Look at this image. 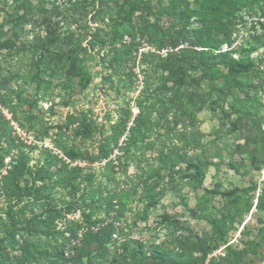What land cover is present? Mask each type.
<instances>
[{
  "label": "trees",
  "instance_id": "1",
  "mask_svg": "<svg viewBox=\"0 0 264 264\" xmlns=\"http://www.w3.org/2000/svg\"><path fill=\"white\" fill-rule=\"evenodd\" d=\"M0 2L16 4V9L0 22V48H10L14 44L3 37L7 25L12 23L14 28L21 27L35 8L48 13L42 17V22L47 23L45 34L36 33L32 40L16 49L17 54L28 53L30 56L26 74L29 77L40 79L42 74L55 76L63 73L71 80L80 78L84 82L87 73L83 52L97 45L100 49L108 47V52L113 53L111 60L108 59L110 77L117 75L119 83L122 81L127 89L132 88V83L127 84L123 78V74L128 75L124 62L133 64L130 77L135 74L136 62L143 76L135 97L137 113L132 110L131 98L126 99V94L121 93V84L113 85L114 90L125 96L126 106H122L108 132L105 125L93 116L91 108L69 113L62 124L48 126L39 120L32 108L23 112L20 118L8 100L10 96L1 98L2 106L11 117L0 108V198L3 197L6 203V231L0 235V264H44L49 261L48 250L35 242L20 244L18 231L29 229V223L41 224L48 230L63 214L72 213L76 208L69 202L64 212L46 202L39 216L33 214L26 219L25 209L34 199L37 184L49 181L55 187L69 189V194L74 197L82 183L94 185V172H85L86 167L80 162L94 163L104 159L107 160L104 168L109 179L111 171H117V167L126 174L134 165L141 173L159 178L158 183L166 175L174 177L178 174L190 189H204L202 194H197L195 207L189 211L205 221L207 229L199 233L182 227L185 230L169 241L150 244L123 237L121 232L115 240V252L109 262H96L91 256V246L94 245L99 253L107 251L112 235L118 229L115 220L120 218L127 202L124 192L109 193L103 196L106 211L111 213L117 209L118 213L96 232L84 233L85 246L74 264H206L207 261L208 264H257L259 258L264 257L260 250L264 245V194L259 196L255 205L262 214V225L246 223V229H253L249 234L243 230L247 238H241L239 244L226 246L223 255H212L229 241L235 224L242 222L254 202L253 198H247L235 189L222 191L218 185L212 190L203 187L211 162L204 155V134L198 117L205 108L224 107L221 102L230 97L228 116L234 113L238 121H250L257 127L264 154L261 97L250 99L248 92L250 89L256 92L264 89V70L260 68L263 60L253 57L254 52L264 47V32L251 36L247 46L241 45L240 57H235L232 50L221 49L223 43H232L234 21L243 12L256 16L258 20L252 22L253 27L259 25V11L264 15V0H64L69 4L75 22L80 19L85 21V26L96 24L91 28L87 46H83L74 32L61 33L59 22L51 20L54 12L60 13L59 6L48 11L42 0H38L37 7L33 0ZM195 22L201 27L194 26ZM240 93H245V97L241 98ZM17 97L21 103L26 101L22 92H18ZM12 121L24 131L33 132L35 140L50 138L59 153L45 147L43 162L32 164V152L38 144L23 137ZM98 135L102 139L95 155L89 154L78 143ZM153 135L157 138L152 142ZM116 149L119 154L113 159L111 155ZM148 150L154 151L156 163L147 156ZM235 150L246 152L245 144H237ZM8 158L9 164L6 162ZM55 158L57 161L54 162ZM249 159L254 168L261 169L262 160L258 163L254 152L249 153ZM74 162L77 163L73 165ZM164 193V189L156 195L152 193L146 209L155 205L156 199ZM216 195L225 199L224 205H210ZM84 214L91 223L92 214L85 211ZM163 218L167 221L171 216L164 214ZM16 245L17 251L11 253L8 248Z\"/></svg>",
  "mask_w": 264,
  "mask_h": 264
},
{
  "label": "rangeland",
  "instance_id": "2",
  "mask_svg": "<svg viewBox=\"0 0 264 264\" xmlns=\"http://www.w3.org/2000/svg\"><path fill=\"white\" fill-rule=\"evenodd\" d=\"M42 1L48 11L56 6L60 7V13L54 12L51 20L59 22L61 33L72 31L78 39L82 40L83 46L89 44L92 35L91 28L96 24L90 23L89 26H85V21L80 19L75 22L72 19L75 17L72 15L69 4L64 0ZM37 2L38 0H33L35 6ZM15 6L16 4L13 2H9L7 5L0 2V7H2L0 8V22L6 20L7 16L16 9ZM45 14L48 13L45 11L41 13L38 8H35L34 13L28 16L21 27L14 28L11 23L4 29V39H10L14 44L10 48H0V108L3 109V112L9 118L11 117L8 110L1 104V98L10 96L8 100H11V104L17 109L20 118L23 116V112L32 108L31 110L42 123L51 126L65 122L69 113L91 108L93 116L98 122L105 125V130L108 132L110 125L119 117L120 109L125 105V96L113 88V85L121 84V93L126 94V99L131 98L132 110L137 113L135 97L141 88L143 78L138 62L135 64V74L132 77L129 76L132 62L123 63L126 65L125 70L128 73V75L123 74V78L126 79L127 84L132 83V88L127 89V86L122 85V81L119 83L117 75L114 74L112 78L110 77L111 70L108 63L113 53L108 52V47L100 49L97 45L96 48L83 52V65L87 73L84 82H81L80 78L71 80L63 73L55 76H50L49 73L42 74L40 79H34L26 75L31 63L30 56L28 53L19 55L16 53V49L22 43L32 40L36 33L45 34L47 23L42 22V17ZM255 20H258L255 15L245 12L238 16L232 28V43L230 45L223 43L221 49L232 50L235 57H240L242 54L241 45L247 46L251 36L257 32L259 34L264 32V15L261 11H259V25L253 27L252 22ZM194 26L200 28L201 24L195 22ZM258 50H263L257 57L264 61V47H260ZM204 87H207L206 83H204ZM18 92H22V95L26 98L24 103L18 100ZM248 92L250 99H260L261 97L260 90L256 92L250 89ZM240 97H245V93H240ZM31 102L32 104H30ZM231 102L232 100L229 97L226 101L221 102L224 107L205 108L198 114L199 127L204 134V155L211 162L203 187L212 190L218 185L222 191L235 189L242 192L245 197L253 198L254 206L248 214L244 215L242 222L235 224L229 235L230 239L239 231H242L239 238L241 239L247 238V235L244 236L243 230L247 234L253 230L252 228L246 229V223L251 226L262 225V214L255 205L259 196L264 194V154H262L260 134L257 127L250 121H238L234 113L228 116L227 113L231 111ZM234 122L237 123L234 124ZM12 124L29 142L38 144V147L32 152V164L36 161L43 162L45 153H42V150L45 147H49L53 153H59L50 138L43 141L35 140L33 132L24 131L15 121H12ZM155 138H157L156 135H153L151 141L153 142ZM101 139V135H98L87 142L78 141V143L89 154L95 155L99 152L98 146ZM239 143L245 144L246 152L239 153L235 150L236 145ZM251 152L256 154L258 163L262 160L261 169H256L252 165L249 159V153ZM118 154L119 151L116 149L111 157L114 159ZM59 156L61 157V155ZM147 156L151 162L156 163L153 160L155 156L153 150H148ZM243 158L244 163L242 164L241 160ZM8 161L9 158L6 161L7 164H9ZM55 161H57L56 158ZM76 163L72 164L75 165ZM80 164L86 167L85 172H94L93 186L89 185V182L88 185L87 182L82 183L76 195L72 197L67 188L55 187L49 181L39 182L34 199L29 201L25 209L24 217L28 219L33 214L39 216L46 202H50L52 206H57V208H62L64 212H66L69 202L76 208L72 213L63 214L55 221L54 227L48 230L41 224L29 223V229L18 231L17 239L20 244L31 241L48 250L50 258L44 264H74L76 256L83 251L85 246L84 233L86 231L96 232L99 227L112 220L114 214L118 213L117 209L112 210L111 213L106 211L103 196H107L109 193L124 192L127 202L120 218L115 220L118 229L112 235V241L108 244L107 251L99 253L94 245L91 246L93 249L91 256L94 257L96 262H109L115 252L114 246L115 242L117 243L115 240L118 235H121V232L124 234L123 237L139 239L146 244H150L152 242L169 241L174 235H180L181 231L186 228L199 233L207 229L206 222L194 217L189 211L190 208L195 207L197 194H202L204 189L198 191L190 189L188 185L181 181L178 174L174 177L164 175V179H161L158 183L159 178H152L145 173H141L134 165H131L126 174L121 173L117 167V171H111V178L109 179L104 168L107 160L104 159L101 162L94 163L85 161L80 162ZM161 189H164L165 193L160 197L158 196L156 204L147 210L146 206L152 193L156 195ZM86 197L85 202L84 198ZM92 198H94V201H92ZM224 203L225 199L221 195H216L211 200L210 205L220 207ZM5 209L6 203L4 198L1 197L0 235L6 231L4 224ZM84 211L86 214H92L91 223L87 221ZM164 214H169L171 219L166 221L163 218ZM182 227L185 229H181ZM17 248L18 245L11 246L8 250L13 253L17 251ZM260 250L264 253V245ZM83 260L85 262L86 257ZM257 264H264V257L259 258Z\"/></svg>",
  "mask_w": 264,
  "mask_h": 264
},
{
  "label": "built area",
  "instance_id": "3",
  "mask_svg": "<svg viewBox=\"0 0 264 264\" xmlns=\"http://www.w3.org/2000/svg\"><path fill=\"white\" fill-rule=\"evenodd\" d=\"M260 52H263V50H258L256 52H254L253 57L259 56ZM257 58H259V57H257ZM260 68L264 70V61L260 62ZM261 102H262L261 115L264 118V89H263V91H261ZM262 127L264 129V123H263ZM240 234H241V232L239 231L238 234H235V236L233 238H230L229 241L225 245L221 246L218 250L213 252L212 255H218V254H222L223 255V254H225L226 246H228L230 244H234V242H236V244H239L240 243V239L239 238L241 237ZM206 264H208V261L206 262Z\"/></svg>",
  "mask_w": 264,
  "mask_h": 264
}]
</instances>
